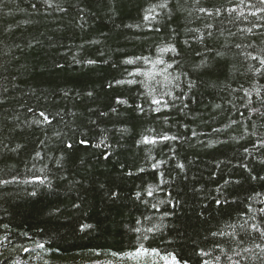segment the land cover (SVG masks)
Masks as SVG:
<instances>
[{
	"label": "trees",
	"instance_id": "1",
	"mask_svg": "<svg viewBox=\"0 0 264 264\" xmlns=\"http://www.w3.org/2000/svg\"><path fill=\"white\" fill-rule=\"evenodd\" d=\"M163 2L0 0V264H262L264 13Z\"/></svg>",
	"mask_w": 264,
	"mask_h": 264
},
{
	"label": "snow or ice",
	"instance_id": "2",
	"mask_svg": "<svg viewBox=\"0 0 264 264\" xmlns=\"http://www.w3.org/2000/svg\"><path fill=\"white\" fill-rule=\"evenodd\" d=\"M44 2L47 3V4H49V6H51L50 0H44ZM197 2H199V0H197ZM244 2H245V0H240V3H244ZM257 4L260 5L261 7H257V5H251V7L255 8L256 10L253 11V12H251L250 15H252V16H256L257 13H264V0H257ZM32 7L35 8L36 5L33 4ZM156 7H159V8H161V9H165V8H167V7H168L167 0H164L163 3H160V4L157 5ZM235 10H236V9H231V10H229V11H235ZM148 11H149V12H153V11H154V8H153V9H149ZM200 11H201V12H206L207 15H209V16L213 15V13L208 12V11H207L206 9H204V8H201ZM216 14H217V15L219 14V9L216 10ZM149 18H150V17H149L148 15H145V16H144V19H145V20H149ZM259 18H260V19H264V17H259ZM152 19H155V17L153 16ZM205 27H211V25H205ZM261 27H264V25H261ZM156 30L159 31L158 28H157ZM241 31L251 32L252 29H251V28H249V29H247V30H243V29H242ZM208 35L211 36V33L209 32ZM232 35H235V34L233 33ZM199 39H200L201 41H203V37H199ZM186 43H187V41H186ZM247 46H248V47H251V45H247ZM235 47H236V48H241V44L237 43V44H235ZM162 51L176 52V49H175V47H167V48H165V49H162ZM177 55H179V54L177 53ZM218 55H219V53H218ZM246 58H250V59H252V60H256V61H258L259 65H260V68H257L256 71H257L258 73H261L262 75H264V72H261V69H264V57H262V56H253L251 53H247V54H246ZM138 59H141V58H138ZM132 62H133V61H131V60L126 61V63H129V64L132 63ZM88 63H94V61H88ZM158 63H165V62L161 60V61H158ZM167 66H168L169 68H171V67H172V64L169 63ZM176 79H178V77H177ZM129 83H131V81H130ZM191 86H192V85L189 84V87H191ZM89 94H90V93H89ZM165 94H166V95H170V93H165ZM178 98H179V97H177V99H178ZM117 102H118V103H123V101H119V100H118ZM152 103H153V104H156V105H161V104L163 103V104L166 105V104H167V101H162V100H160V99H155V98H154V99L152 100ZM142 110H143V109L141 108V111H142ZM30 111H31V109H30ZM39 115H40V117H43V120H42V121H37L38 124H39V123H48V124H51V119H50L49 116L46 115L43 111H41V112L39 113ZM262 115H264V113H262ZM162 138H163V139H169V137H167V136H164V137H162ZM171 139H176V137H171ZM144 142H152V143H155L154 140H152V141H148V138H145V141H144ZM79 143L82 144V145H87V144H88V141H87V140H80ZM67 147H68V148H72L73 145H72V144H67ZM37 155H39V153H37ZM179 167L183 168V165H179ZM253 179H255V177H253ZM261 179H264V177H261ZM7 183H9V181H7V180H0V184H7ZM226 183H227V181H226ZM34 194H35V193H33V195H34ZM148 194L151 195V191H149ZM137 196H139V193H137ZM225 202H226V201H225ZM216 203H217V204H220L221 201H220V200H217ZM260 213H261L262 217H264V208L260 209ZM246 223H247V222H246ZM4 227L7 228V225H5ZM90 227H91V225H81V230L86 229V228H90ZM241 228L243 229V228H244V225H241ZM250 228H251L252 231H255L256 233H258V238H259L260 240L264 241V228H262L259 224H252V225H250ZM137 231H139V230H137ZM147 231L151 232L152 229L149 228V229H147ZM212 235H213V236H216V235L224 236V235H227V234L224 233V232H220V233H215V232H214V233H212ZM233 235H234V234H233ZM245 236H250V233L246 231V232H245ZM144 238L146 239L147 237H144ZM4 239L7 240L8 237L5 236ZM243 239H244V236H242V237L240 238V241L242 242ZM253 239H255V238H253ZM0 243H2V241H0ZM38 246L41 247V248L44 247L43 244H40V245H38ZM255 248L259 250V252H260V256H259V257H253V258H259V259H261L262 264H264V247H262L261 243H255ZM23 251H25V252H29L30 250L27 249V248H24ZM242 251H243V252H249V253L251 252V250L248 249V248H244V249H242ZM113 255H116V253H113ZM126 255L131 256V257H133L134 259H138V258H140V257L150 256V255L161 256V254L159 253V251H158L157 249H148V248L144 247L143 244L139 245V246L135 249L134 252L126 253ZM201 255H207V253H203V252H202ZM234 256L239 257V258H243L242 255H241V250H234ZM227 258H228V260L230 261V264H241V259H235V260H234L232 256H228ZM161 259H163V260L165 261V264H187V261H183V262H181L179 259H177L176 255H175L174 253H168V254H166V255H163V256H161ZM215 259L218 261V260H219V257H216ZM138 264H139V259H138ZM144 264H147V261H145ZM203 264H209V262L205 260V261L203 262Z\"/></svg>",
	"mask_w": 264,
	"mask_h": 264
},
{
	"label": "rangeland",
	"instance_id": "3",
	"mask_svg": "<svg viewBox=\"0 0 264 264\" xmlns=\"http://www.w3.org/2000/svg\"><path fill=\"white\" fill-rule=\"evenodd\" d=\"M164 264H165V262H164Z\"/></svg>",
	"mask_w": 264,
	"mask_h": 264
}]
</instances>
